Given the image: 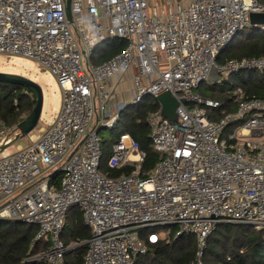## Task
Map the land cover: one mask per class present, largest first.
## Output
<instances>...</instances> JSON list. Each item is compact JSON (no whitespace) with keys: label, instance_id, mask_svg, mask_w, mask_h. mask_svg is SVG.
<instances>
[{"label":"built area","instance_id":"2783aa9c","mask_svg":"<svg viewBox=\"0 0 264 264\" xmlns=\"http://www.w3.org/2000/svg\"><path fill=\"white\" fill-rule=\"evenodd\" d=\"M66 2L0 0V55L34 61L62 91V108L50 127L31 133L28 147L0 152V222L34 226L33 246L48 245L27 261L66 264L75 246L61 238L74 207L91 234L83 264H134L148 244L183 235L197 238L192 264H199L219 224L264 230V98L248 99L238 90L236 110L216 121L208 111L223 103L199 93L204 83L223 86L234 74L264 71V58L218 64L246 29L264 33L249 18L264 14V4L72 0L69 22ZM114 40L124 41V50L93 64L98 47ZM213 70L217 83L208 79ZM127 78L134 95L116 108L113 99ZM165 93L179 103L177 121L164 119L161 107L148 117L151 143L162 159L142 174L145 154L121 134L108 166L134 170L106 178L100 172L101 129H113L128 106ZM15 128L0 126V146L13 142Z\"/></svg>","mask_w":264,"mask_h":264},{"label":"trees","instance_id":"16d2710c","mask_svg":"<svg viewBox=\"0 0 264 264\" xmlns=\"http://www.w3.org/2000/svg\"><path fill=\"white\" fill-rule=\"evenodd\" d=\"M257 1L264 4V0ZM125 47L124 41L105 42L98 47L91 61L99 65L122 52ZM225 52H227L226 59L220 58L218 64L222 65L231 60L264 58V33L249 34L236 46L230 45ZM238 90H242L245 98L248 99L264 98V71L234 74L224 82L223 86L214 84L204 89L202 85L199 93L203 98L223 103L220 109L208 111L210 117L218 121L236 110L234 93ZM145 100L148 98L137 106H128L121 112L118 123L111 129L114 133L111 139L102 138L100 132L103 150L100 172L106 178L119 179L134 170L130 165L113 170L106 164L109 156L108 146L112 149L121 134H129L140 151L145 154L142 174H150L162 159V155L152 146L148 125L149 115L159 112L160 105L156 100L152 103ZM35 105L34 96L23 87L0 83V126L15 128L33 111ZM116 130H122L123 133L116 135ZM36 234L37 229L34 226L0 222V264H45L27 261L33 255L48 249V245L41 243L33 246ZM90 236L82 212L78 208H72L61 239L66 246L81 244V247L66 255V264H83L87 254V246L84 243L90 239ZM171 241L148 244V252L138 256L134 264H192L197 261L199 246L195 236L183 235ZM199 264H264V230L257 231L236 224H219L208 237Z\"/></svg>","mask_w":264,"mask_h":264},{"label":"rangeland","instance_id":"374dc122","mask_svg":"<svg viewBox=\"0 0 264 264\" xmlns=\"http://www.w3.org/2000/svg\"><path fill=\"white\" fill-rule=\"evenodd\" d=\"M157 8H163L162 5H160L159 2L156 4ZM252 29H246L244 32H242L236 40L233 42L232 46H236L239 41L243 40L246 36L251 34ZM259 34V33H257ZM227 52H224L221 56L222 59H226ZM0 72L1 73H7V74H14L18 76H23L32 79L36 83H38L42 90L44 95V105H43V112H42V118L39 122L38 127L36 128L37 131L40 129V127L45 126L47 128V124L49 125L52 119L56 116H58L62 101V91L60 89V86L57 82V80L54 78V76L51 75V73L45 69L38 68L36 63L32 60L24 59L22 57L18 56H6V55H0ZM215 76L217 77V74L215 72ZM214 77V78H216ZM131 79V76L129 77ZM217 79H212L213 81L209 80L211 83H217ZM129 82L124 83L121 87V91L116 93L115 99L113 101L117 102L118 106V99L119 97L120 101H122L123 104H128L130 100L132 99V96L134 95L135 89L132 80H128ZM204 89H208L209 87H212V84L204 83L203 84ZM145 101H150L149 103L153 102V99H148ZM145 104H148V102H145ZM113 105L116 106V104ZM146 106V105H145ZM117 108V107H116ZM111 112L115 113L116 109H110ZM55 117V118H56ZM177 118V116H176ZM94 120V123L95 124ZM36 131V132H37ZM116 135L123 133L122 130H116ZM114 133L111 129H105L101 131V137L104 139H111L113 137ZM29 144V141L27 138H21L11 146H9L7 149L9 151H14L18 149L19 147H25ZM109 149V156L107 159V166L111 157V148L108 146ZM109 167V166H108ZM165 230H159L160 233H163ZM172 242L171 240L169 243ZM73 249L76 248L77 244H72Z\"/></svg>","mask_w":264,"mask_h":264},{"label":"water","instance_id":"95a60500","mask_svg":"<svg viewBox=\"0 0 264 264\" xmlns=\"http://www.w3.org/2000/svg\"><path fill=\"white\" fill-rule=\"evenodd\" d=\"M71 1L72 0H67L66 2V15L67 19L69 22H72V13H71ZM250 23L251 26L254 27L256 25H262L264 26V14H256V13H251L250 16ZM215 76V70L211 72L209 75V80L216 79L214 78ZM213 81V80H212ZM0 83H6V84H11V85H16L23 87L26 89L28 92H30L36 101V105L33 109V111L21 122L19 123L14 132L15 133V138L12 144L17 142L21 138H28L31 133H33L36 128L39 125V122L42 118V112H43V105H44V95H43V90L41 86L33 81L30 78L23 77V76H18L14 74H7V73H1L0 72ZM156 102L160 105L161 110H162V116L164 119H167L172 122H176V109L179 105L178 101L170 94V93H165L161 96H159L156 99ZM107 128H103L102 130H105ZM100 130H98L99 132ZM10 143V144H11ZM83 143V142H82ZM81 143V144H82ZM7 145H1L0 146V152L2 150H5L8 148ZM242 226H246L241 224ZM247 227V226H246ZM71 251H74L72 249Z\"/></svg>","mask_w":264,"mask_h":264},{"label":"crops","instance_id":"0c3cea01","mask_svg":"<svg viewBox=\"0 0 264 264\" xmlns=\"http://www.w3.org/2000/svg\"><path fill=\"white\" fill-rule=\"evenodd\" d=\"M115 81H116V80H113V83H114ZM127 82H129V81H128V78L126 79V81H124V82L122 83V85H123L124 83H127ZM117 99H118V106H119V104L122 103V101H120L119 97H117ZM60 100L62 101L61 98H60ZM113 102H114V104H116V106H117V102H116V101H113ZM113 102H112V104H113ZM116 106H115V107H116ZM61 108H62V105H61ZM60 110H61V109H60ZM55 117H56V116H55ZM55 117L52 119V121L50 122L49 125L47 124V128L50 127V126L52 125V123H53L54 120H55ZM47 128H45V126L40 127V129H47ZM28 146H29V144H28L27 146H25V147H19L18 149L14 150V151H10V152H16V151H18L19 149H23V148H26V147H28ZM8 151H9V150H8ZM70 245H72V244H70ZM79 247H81V244H80V245L77 244V247L74 248V251L77 250V249H79ZM70 252H72V251H70Z\"/></svg>","mask_w":264,"mask_h":264},{"label":"flooded vegetation","instance_id":"af4514ba","mask_svg":"<svg viewBox=\"0 0 264 264\" xmlns=\"http://www.w3.org/2000/svg\"><path fill=\"white\" fill-rule=\"evenodd\" d=\"M28 139V138H27Z\"/></svg>","mask_w":264,"mask_h":264}]
</instances>
